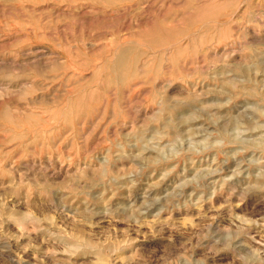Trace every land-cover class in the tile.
I'll return each instance as SVG.
<instances>
[{"label":"rangeland","instance_id":"374dc122","mask_svg":"<svg viewBox=\"0 0 264 264\" xmlns=\"http://www.w3.org/2000/svg\"><path fill=\"white\" fill-rule=\"evenodd\" d=\"M0 264H264V0H0Z\"/></svg>","mask_w":264,"mask_h":264}]
</instances>
